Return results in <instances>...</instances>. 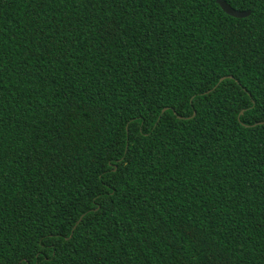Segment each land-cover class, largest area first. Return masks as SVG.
Returning a JSON list of instances; mask_svg holds the SVG:
<instances>
[{"label":"trees","instance_id":"trees-1","mask_svg":"<svg viewBox=\"0 0 264 264\" xmlns=\"http://www.w3.org/2000/svg\"><path fill=\"white\" fill-rule=\"evenodd\" d=\"M225 1L0 0V264H264V0Z\"/></svg>","mask_w":264,"mask_h":264},{"label":"water","instance_id":"water-1","mask_svg":"<svg viewBox=\"0 0 264 264\" xmlns=\"http://www.w3.org/2000/svg\"><path fill=\"white\" fill-rule=\"evenodd\" d=\"M217 5L221 8V10L228 16L233 17V18H246L250 15V12L248 11H238L235 10L233 8H231L225 0H216ZM225 78L222 77L220 78V80L218 81V83L216 84V86L213 88L215 89ZM208 92H211L208 91ZM166 109H163L161 113H164ZM257 125H264V122H259L257 123ZM83 215L79 218V220L76 222V224L73 227V230L76 228V226L78 225V223L81 221Z\"/></svg>","mask_w":264,"mask_h":264}]
</instances>
